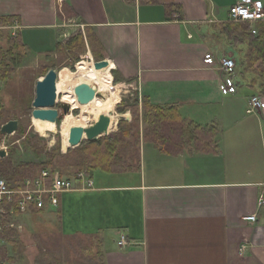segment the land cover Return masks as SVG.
Listing matches in <instances>:
<instances>
[{
	"label": "crops",
	"instance_id": "crops-1",
	"mask_svg": "<svg viewBox=\"0 0 264 264\" xmlns=\"http://www.w3.org/2000/svg\"><path fill=\"white\" fill-rule=\"evenodd\" d=\"M236 1L0 0L27 59H49L80 37L77 57L109 61L151 105L217 131L210 153L143 143L134 168L92 170L89 190L44 211L65 237L101 238L103 264H264V96L235 80L224 95L218 69L203 62L207 53L235 60L218 25ZM253 97L261 108L251 111Z\"/></svg>",
	"mask_w": 264,
	"mask_h": 264
},
{
	"label": "rangeland",
	"instance_id": "rangeland-1",
	"mask_svg": "<svg viewBox=\"0 0 264 264\" xmlns=\"http://www.w3.org/2000/svg\"><path fill=\"white\" fill-rule=\"evenodd\" d=\"M262 2L264 3V0ZM11 32V30H5L4 36L0 39V127L12 120H17L19 125L15 133L0 138V150L6 154L0 160L8 162L11 167L13 165V168L27 164L26 170L19 174L33 173L38 166L47 164L55 168L62 177L73 180L80 170L74 166L77 154L80 153L79 158L93 154L97 147L86 144V140H82L79 146L69 148L71 152L63 153L62 138L58 132L40 135L36 131L31 118L32 102L35 96V84L44 76L47 69H55L58 73L62 69L74 72L78 62L89 60L78 57V61L74 62L76 52L74 49L69 52L63 48L64 46L49 59L29 60L23 55L22 49L19 52L8 45L7 37L11 35ZM111 76L112 86L118 91L120 100L114 104L113 110V114L118 115L117 120H119L110 134L118 132L119 123H124V127L128 130L126 132L129 133L114 147L112 157L117 159L123 157L126 159L124 167L132 169L137 164L141 145L143 143L154 145L144 139V135L150 132L144 121L142 98L139 93L127 83L115 81L112 72ZM233 79L242 88H247L244 80L236 74ZM104 96L107 99V95L104 94ZM61 97V93L57 94V104L54 109L59 110ZM136 100L137 105H135ZM97 102L100 103V99H97ZM71 113L77 115L79 111L71 109ZM93 123H95L93 118L89 117L85 120L86 126ZM110 134L98 140L105 139ZM105 145L110 143H100V146ZM154 167L153 163L150 167L147 165L146 173L150 174V170ZM159 168L162 167L159 166ZM2 226L4 231L0 239V263L102 264L103 262L102 241L99 240L101 238L61 235L55 214L49 216L44 212H38L18 217L6 216Z\"/></svg>",
	"mask_w": 264,
	"mask_h": 264
},
{
	"label": "trees",
	"instance_id": "trees-1",
	"mask_svg": "<svg viewBox=\"0 0 264 264\" xmlns=\"http://www.w3.org/2000/svg\"><path fill=\"white\" fill-rule=\"evenodd\" d=\"M9 22L8 19L0 18V24L3 26L9 24ZM218 31L225 39L224 47L236 55L233 76L236 74L244 80L247 88L253 90L259 96H264V21H258L254 24L226 21L218 25ZM3 32L0 31V39L4 36ZM7 40L8 45L13 46L19 52L20 49H22V53L25 52L18 36H9ZM80 40V37H75L63 48L69 52L72 49L81 51L82 42ZM59 48H57V51ZM73 60L77 62L78 57L76 56ZM48 70L45 71V74ZM114 80L119 81L116 76H114ZM137 104L136 100L135 105ZM142 107L144 121L150 132L144 135V139L152 143L162 153L177 155L187 148L202 153L217 150L215 141L217 131L214 127L204 128L195 125L181 118L175 107H157L151 105L147 99H142ZM124 126V123H119L118 132L110 134L105 139L86 141V144L95 145L97 150L93 154L81 158L78 157L80 153L77 154L74 159L76 164L74 166L80 169L77 173L84 172L89 176L92 170H102L109 173L131 170V168L124 167L126 159L112 157L114 147L129 135ZM103 142H109L110 145L100 146V143ZM69 152L71 150L68 148L66 153ZM27 167L26 164L13 168V165L11 167L8 162L2 159L0 160V179L5 180L10 187H13L15 184H22L26 179L36 178L42 171L54 172L56 170L46 164L38 166L33 173L19 174V172L25 171ZM3 231L0 233V239L3 237Z\"/></svg>",
	"mask_w": 264,
	"mask_h": 264
},
{
	"label": "built area",
	"instance_id": "built-area-1",
	"mask_svg": "<svg viewBox=\"0 0 264 264\" xmlns=\"http://www.w3.org/2000/svg\"><path fill=\"white\" fill-rule=\"evenodd\" d=\"M57 2L61 4L63 0H57ZM228 21L250 24L264 21V3L261 0H237L228 8ZM5 30H11L10 36H16L14 33L16 27L0 24V31ZM203 62L218 69L224 95L236 92V84L233 79L235 61L232 58L227 56L215 58L211 53H207L203 57ZM250 103L251 111L261 108L259 97H253ZM91 187L92 181L84 172L77 173L73 180H69L62 177L57 171L45 170L36 178L26 179L22 184H15L13 187H10L5 180L0 179V233L3 230L2 221L6 216L18 217L56 208L59 195L87 191ZM263 202L264 197L261 196L258 205H262ZM246 220L254 222L255 216L247 217ZM117 245L121 247L126 245L124 236L120 238Z\"/></svg>",
	"mask_w": 264,
	"mask_h": 264
},
{
	"label": "bare ground",
	"instance_id": "bare-ground-1",
	"mask_svg": "<svg viewBox=\"0 0 264 264\" xmlns=\"http://www.w3.org/2000/svg\"><path fill=\"white\" fill-rule=\"evenodd\" d=\"M113 68V65L109 64V69L107 70H96L93 62L81 61L78 63L74 72H70L67 69L60 70L56 84L57 94L61 93L62 96L60 103L69 104L71 109L78 110L79 114L74 115L70 112L71 114L68 113L63 116L58 124L33 120L36 131L40 135L55 134L58 132L62 138L61 147L63 153L69 148L68 140L71 131L87 128L88 126H86L85 120L89 117L95 119V122L100 118L107 119V132H111L119 120H117L119 116L113 114L114 104L120 100L118 91L112 86L111 71ZM81 83L94 85L103 96L104 94L107 95V99L105 96L103 99L99 98L100 103H98V98H94L86 105H78L73 90Z\"/></svg>",
	"mask_w": 264,
	"mask_h": 264
},
{
	"label": "water",
	"instance_id": "water-1",
	"mask_svg": "<svg viewBox=\"0 0 264 264\" xmlns=\"http://www.w3.org/2000/svg\"><path fill=\"white\" fill-rule=\"evenodd\" d=\"M96 70L109 69V61L101 60L94 62ZM57 77L58 72L55 69H49L46 74L41 77L35 84L34 99L32 102V120L47 121L58 124L59 118L71 112V106L66 103L59 104V110L54 109L57 104ZM76 103L78 105H86L94 98L103 99L104 96L97 90L94 85L81 83L74 90ZM18 121L12 120L0 127V138L15 133L18 129ZM108 121L105 118L98 119L95 123L85 129H74L70 133L68 140L69 148L79 146L82 140L97 141L102 136H107L111 132H107ZM6 156L4 151H0V158Z\"/></svg>",
	"mask_w": 264,
	"mask_h": 264
}]
</instances>
